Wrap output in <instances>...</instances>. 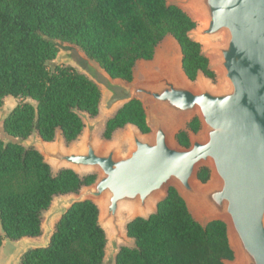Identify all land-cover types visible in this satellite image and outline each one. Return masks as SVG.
I'll return each instance as SVG.
<instances>
[{"label": "water", "instance_id": "water-1", "mask_svg": "<svg viewBox=\"0 0 264 264\" xmlns=\"http://www.w3.org/2000/svg\"><path fill=\"white\" fill-rule=\"evenodd\" d=\"M168 3L196 23L188 36L201 45L217 83L198 72L192 84L173 37L133 70L129 82L112 78L75 46L53 41L62 58L99 87V115L74 110L83 128L69 146L58 128L50 141L36 129L27 138L4 133L3 138L34 148L52 175L70 169L79 177H96L76 193L53 196L41 212L46 220L40 240L5 238L1 264H19L27 251L47 247L59 219L85 200L97 206L98 225L105 233L101 264H115L120 248L134 245L127 224L154 213L170 187L202 226L225 223L233 258L224 264H264V0ZM132 100L141 103L149 132L129 123L124 137L116 134L101 144L97 132L106 119ZM195 117L200 128L187 130L189 144L182 146L176 134ZM203 167L209 171L205 182L198 178ZM122 211H128L126 219Z\"/></svg>", "mask_w": 264, "mask_h": 264}, {"label": "trees", "instance_id": "trees-1", "mask_svg": "<svg viewBox=\"0 0 264 264\" xmlns=\"http://www.w3.org/2000/svg\"><path fill=\"white\" fill-rule=\"evenodd\" d=\"M195 26L168 0H0V109L7 96L19 100L0 121V249L5 238L40 236L41 212L53 196L76 193L96 177H79L70 169L52 175L34 148L3 138V133L27 138L36 129L50 141L58 128L68 144L83 128L74 110L98 114L99 87L74 66L55 62L53 41L77 46L109 76L129 82L136 63L152 59L171 36L181 48L187 77L195 80L203 72L213 78L201 45L188 36ZM129 123L149 132L138 100L107 118L101 135L110 139ZM199 128L198 118L191 119L176 134L179 144L188 146L187 130ZM208 177V169L201 168L198 178ZM126 232L134 245L122 246L115 264H224L233 258L225 223L202 226L172 187L154 213L130 221ZM105 243L97 206L85 200L59 219L47 247L27 251L19 264H101Z\"/></svg>", "mask_w": 264, "mask_h": 264}, {"label": "rangeland", "instance_id": "rangeland-1", "mask_svg": "<svg viewBox=\"0 0 264 264\" xmlns=\"http://www.w3.org/2000/svg\"><path fill=\"white\" fill-rule=\"evenodd\" d=\"M63 44H70V43H63ZM71 45H73V44H71ZM73 46H75V45H73ZM81 53H83L77 46H75ZM84 54V53H83ZM62 51H58V53H57V56H56V58H55V62H57V63H65V64H70V65H72L71 63H67V61L66 60H64L63 58H62ZM85 55V54H84ZM93 61V60H92ZM94 62V61H93ZM141 62H144V61H139V62H137L136 63V65L134 66V70L136 69V67L137 66H139V64H141ZM72 66H74V65H72ZM75 67V66H74ZM76 68V67H75ZM77 69V68H76ZM215 73V72H214ZM210 81L212 82V83H217V74L215 73V75H214V77L213 78H211L210 79ZM191 82H192V84H194L195 85V83H196V79L195 80H191ZM9 98H11L12 100L9 102V101H7V100H4V103H3V105H2V107H1V109H0V121L8 114V112L11 110L10 108L13 106V105H15V103H17L19 100L17 99V98H14V97H12V96H9ZM9 100V99H8ZM30 101V100H29ZM31 102V101H30ZM100 112V111H99ZM99 112H98V114L97 115H99ZM96 115V116H97ZM189 121H186L185 123H184V125H183V128L185 129L186 128V125H187V123H188ZM102 130H103V127L97 132V137H98V139H99V141L101 142V144H104V143H107L108 141H113L114 140V138H115V135L116 134H120V135H122L123 137H124V135L126 134V132H127V130H126V128H125V126L123 127V128H120V129H117L113 134H112V136H111V138L110 139H104L103 137H102V135H101V132H102ZM72 143V142H71ZM71 143H66V145L67 146H69ZM55 205V201H53L52 202V206H54ZM121 214H122V218L124 219H126L127 218V215H128V211H122L121 212ZM195 216V215H194ZM42 219V222H45V220H46V216H44V217H42L41 218ZM41 239V235L40 236H38V237H35V240H40ZM5 245V239H4V242H3V245H2V248H3V246ZM122 245V244H121ZM2 248L0 249V264L2 263V261H3V259L6 257L5 256V254H4V252H3V250H2Z\"/></svg>", "mask_w": 264, "mask_h": 264}, {"label": "crops", "instance_id": "crops-1", "mask_svg": "<svg viewBox=\"0 0 264 264\" xmlns=\"http://www.w3.org/2000/svg\"><path fill=\"white\" fill-rule=\"evenodd\" d=\"M169 37H171V36H168V37H166L160 44H159V46L156 48V50H155V53H156V51H157V49L160 47V45L166 40V39H168ZM154 53V54H155ZM142 61H147V60H142ZM9 99V100H8ZM4 100H7V101H11L12 99L11 98H9V96H7V97H5V99ZM4 103V102H3ZM15 105H16V103H15ZM15 105H13L10 109H12ZM2 248V247H1Z\"/></svg>", "mask_w": 264, "mask_h": 264}, {"label": "bare ground", "instance_id": "bare-ground-1", "mask_svg": "<svg viewBox=\"0 0 264 264\" xmlns=\"http://www.w3.org/2000/svg\"><path fill=\"white\" fill-rule=\"evenodd\" d=\"M96 203H97L98 206H100L101 205V200L100 199L97 200Z\"/></svg>", "mask_w": 264, "mask_h": 264}]
</instances>
